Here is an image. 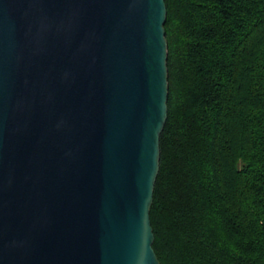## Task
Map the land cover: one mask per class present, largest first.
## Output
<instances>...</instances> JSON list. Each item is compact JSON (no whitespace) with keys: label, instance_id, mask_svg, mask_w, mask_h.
<instances>
[{"label":"water","instance_id":"obj_1","mask_svg":"<svg viewBox=\"0 0 264 264\" xmlns=\"http://www.w3.org/2000/svg\"><path fill=\"white\" fill-rule=\"evenodd\" d=\"M164 0H0V264H160Z\"/></svg>","mask_w":264,"mask_h":264},{"label":"trees","instance_id":"obj_2","mask_svg":"<svg viewBox=\"0 0 264 264\" xmlns=\"http://www.w3.org/2000/svg\"><path fill=\"white\" fill-rule=\"evenodd\" d=\"M160 264H264V0H164Z\"/></svg>","mask_w":264,"mask_h":264}]
</instances>
